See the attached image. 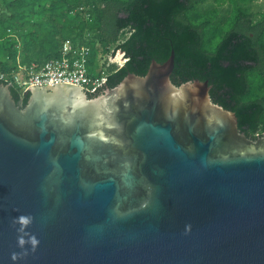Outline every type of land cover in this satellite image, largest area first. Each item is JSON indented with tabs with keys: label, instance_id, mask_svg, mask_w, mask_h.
<instances>
[{
	"label": "water",
	"instance_id": "obj_1",
	"mask_svg": "<svg viewBox=\"0 0 264 264\" xmlns=\"http://www.w3.org/2000/svg\"><path fill=\"white\" fill-rule=\"evenodd\" d=\"M175 60L91 96L0 81V264H264V133Z\"/></svg>",
	"mask_w": 264,
	"mask_h": 264
},
{
	"label": "trees",
	"instance_id": "obj_2",
	"mask_svg": "<svg viewBox=\"0 0 264 264\" xmlns=\"http://www.w3.org/2000/svg\"><path fill=\"white\" fill-rule=\"evenodd\" d=\"M202 1L0 0V72L14 68L16 57L24 64L58 57L69 40L88 46L91 64L123 52L120 65L106 68L104 83L111 84L125 69L142 73L150 53L162 60L172 50L171 82L187 80L191 69L212 72L210 99L228 110L251 107L243 133L255 138L264 133V13L247 12L237 0H211L200 13ZM225 2L230 13L215 19L216 6Z\"/></svg>",
	"mask_w": 264,
	"mask_h": 264
},
{
	"label": "built area",
	"instance_id": "obj_3",
	"mask_svg": "<svg viewBox=\"0 0 264 264\" xmlns=\"http://www.w3.org/2000/svg\"><path fill=\"white\" fill-rule=\"evenodd\" d=\"M89 48L85 44L64 40L59 47V56L38 64L20 63L16 57L15 67L8 72H0V81L7 83L22 95L30 85H52L59 82L80 86L87 94L96 93L104 84L107 66L112 64V56H97V70H91L88 62Z\"/></svg>",
	"mask_w": 264,
	"mask_h": 264
},
{
	"label": "rangeland",
	"instance_id": "obj_4",
	"mask_svg": "<svg viewBox=\"0 0 264 264\" xmlns=\"http://www.w3.org/2000/svg\"><path fill=\"white\" fill-rule=\"evenodd\" d=\"M237 2L240 4V6L245 7L247 12L250 11L255 14L264 13V0H249L248 2L245 3H240L239 0H237ZM212 6H213V2L211 0H204L197 4V9L199 10L200 13H202L204 11H208ZM216 9H217V16L215 19H217L218 17L220 18L228 15V13H230L231 11V4L225 2L220 6L219 5L216 6ZM215 19H213V21ZM111 56H112L111 60L112 62H114L115 65H120L122 63L123 60L120 59V53H118L117 51H115V53ZM90 67H91L90 71H96L98 69L97 64L91 65Z\"/></svg>",
	"mask_w": 264,
	"mask_h": 264
},
{
	"label": "clouds",
	"instance_id": "obj_5",
	"mask_svg": "<svg viewBox=\"0 0 264 264\" xmlns=\"http://www.w3.org/2000/svg\"><path fill=\"white\" fill-rule=\"evenodd\" d=\"M20 221H21L22 224H27V223H28V218H26V217H21V218H20ZM186 227H189V226H186ZM20 243H21V245H23V244H24V240L21 239V240H20ZM31 243H32L33 245H35V244L37 243L35 237H32V238H31Z\"/></svg>",
	"mask_w": 264,
	"mask_h": 264
},
{
	"label": "flooded vegetation",
	"instance_id": "obj_6",
	"mask_svg": "<svg viewBox=\"0 0 264 264\" xmlns=\"http://www.w3.org/2000/svg\"><path fill=\"white\" fill-rule=\"evenodd\" d=\"M122 59H123V61H124V60H125V57L123 56ZM123 61H122V62H123ZM106 85H108V84H105V83H104L103 86H102V87H101L96 93H94V94H98V93H99V92H100V91H101ZM94 94H92V95H94Z\"/></svg>",
	"mask_w": 264,
	"mask_h": 264
}]
</instances>
